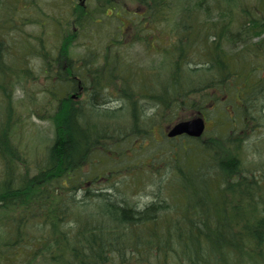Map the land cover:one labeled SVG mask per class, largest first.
Listing matches in <instances>:
<instances>
[{
	"label": "trees",
	"instance_id": "1",
	"mask_svg": "<svg viewBox=\"0 0 264 264\" xmlns=\"http://www.w3.org/2000/svg\"><path fill=\"white\" fill-rule=\"evenodd\" d=\"M95 1L93 11L75 0L71 14L80 30L67 23L51 54L37 42L45 71L54 68L44 71L50 103L44 106L51 107L37 110L54 127L41 163L25 162L10 121L0 122V264H264V161L246 164L244 150L255 121L264 119V0ZM129 2L136 8H127ZM95 12L132 13L138 22L121 20L119 37L106 41L111 45L102 54L84 53L93 46L82 41V55L73 57L79 34L101 25ZM8 16L0 0V93L7 112L3 92L11 97L15 80L9 73L18 67L22 78L28 70L15 53L24 47L9 38L17 16ZM138 29L146 30V45L164 64L170 57L158 89L146 77L138 83V68L119 59L122 41L144 39ZM200 73L208 77L199 86L190 77ZM236 78L251 83L242 87ZM106 81L127 103L128 125L113 123L121 109L100 98ZM137 87L158 106L157 117L140 107ZM220 100L225 106L214 110L220 130L210 133L207 111ZM187 111L205 118V130L175 142L179 136L168 137L167 129ZM159 119L167 123L160 128L164 146L152 131ZM136 139L141 149L147 142L156 147L149 164L144 158L151 151L133 147ZM145 176L156 178L143 185ZM148 187L152 199L135 203L130 192Z\"/></svg>",
	"mask_w": 264,
	"mask_h": 264
},
{
	"label": "rangeland",
	"instance_id": "2",
	"mask_svg": "<svg viewBox=\"0 0 264 264\" xmlns=\"http://www.w3.org/2000/svg\"><path fill=\"white\" fill-rule=\"evenodd\" d=\"M78 2H81V7H84L85 10L93 9L94 11V5L95 0H76ZM116 1V0H114ZM131 1V0H128ZM116 3V2H115ZM75 0H1V7L5 8L6 16L9 19L8 15L15 14L16 20H17V28L16 29H10L8 32L11 34L9 37L10 39H17V42H19V45L21 47H24V50L22 49L23 54L19 52H15L18 55L24 57L25 60V66H23V63H19L21 67H26L28 70L26 73H21L19 76V68H16L15 70L12 68L9 76L10 79H15L13 81V92H9L11 97L7 94H5L3 91V95L9 103V112H7V109H5L6 102L4 101L1 93H0V122L3 121H10L11 127H12V133L13 139L12 141L14 144L18 145L23 150V156L25 162H27L30 165L41 163L43 159V150L45 144L49 143L50 140L53 138V125L50 123V120H47L45 118H39L41 116L38 115L37 110L39 109H47L51 106L49 105L44 106L45 101L47 100L49 103V99L47 97V94L44 92V90L48 87H45L44 83L48 82L49 79L46 77L48 74L54 73L52 70L54 68L48 69L49 72H46V65L44 62L41 61V59L38 57V53L36 52L37 43L38 41H41L43 47H45V51H48L50 54L52 51L51 49L54 48L55 45L58 44V38L57 35H59V31H63L66 24L69 23V28L72 29L75 33L79 32V28L73 23L75 20V13L71 14V10L75 8ZM125 6L127 8H136L133 4L125 3ZM124 6V7H125ZM29 7V8H26ZM26 8V11H23ZM126 9V8H125ZM98 10V9H97ZM127 10V9H126ZM131 10V9H130ZM76 12V11H75ZM111 11H106L107 14H111ZM77 13V12H76ZM101 12H95L94 14L101 18L100 27L98 29H92L93 26H91L90 34L87 33H80L77 37V44L75 43L74 48H72L71 55L73 57L82 55L83 48L80 47L78 44L86 43V46H93L89 47V50H85L84 53L92 52L95 53L97 56V53L102 54L103 49L106 48V46H110L111 44L106 43L108 40H116L119 37L118 34V27L120 25V21L123 20L125 23H128V19L133 22L134 25L138 20H136L133 16H130L132 13L125 14L124 17L120 18L118 16L111 17V15L107 16L106 14ZM73 15V17H72ZM127 15V17H126ZM23 17V18H22ZM177 16L173 17V21L171 20V24H173V27L176 26V20L175 18ZM100 21V20H99ZM128 24L124 25L125 32L131 28L127 27ZM71 26V27H70ZM61 27V29H59ZM161 26H159L160 28ZM158 28V27H157ZM58 29V31H57ZM164 29V28H163ZM168 28H166L167 30ZM88 30V29H86ZM139 37L144 36L143 40L135 42L133 39L124 40L123 47H119L118 51L121 55L119 59H123L122 61L127 60L128 58V66L131 71L134 67L138 68L134 74L137 76L136 81L138 83H141V79L144 77V82L147 81H156V87L158 89V85L160 82L163 81V78L166 76V72L169 71L170 66V57L168 59V65L164 64V58L160 54L156 53L154 51V48L149 49L146 45V30L138 29ZM168 31V30H167ZM159 34V33H158ZM170 37L172 35L170 34ZM89 38V39H87ZM111 38V39H110ZM176 39V38H175ZM91 40V41H89ZM158 42V41H157ZM165 44L168 43V40H164ZM159 43V42H158ZM83 45V44H82ZM115 48V47H114ZM107 49V48H106ZM150 52V53H149ZM111 55V52H109ZM108 53V54H109ZM115 54V52L113 51ZM112 53V54H113ZM198 53H200L198 51ZM37 55V56H34ZM54 54V53H53ZM191 56V55H190ZM189 56V57H190ZM192 57V56H191ZM121 60H118L117 62L119 64H123ZM173 61H175V58H173ZM122 62V63H121ZM228 64L230 66L235 65V63L232 60H228ZM194 64L192 63V66ZM202 64H196L195 66H201ZM127 66V65H126ZM127 66V67H128ZM156 68L158 70H156ZM46 76H45V73ZM156 71V75H152L151 79L149 77L150 72ZM31 77V78H30ZM208 75L206 74H196L195 76H191L190 78L192 81L198 80V85H202L205 83L204 80L207 78ZM17 78V80H16ZM32 78H38V81H33ZM198 78V79H197ZM108 86L101 91L100 98L102 99V102H105L107 107H116L121 109L120 114L116 115L115 121L112 120L113 123H119L123 122L125 125H128L130 123L129 121V114H128V105L124 101H121L117 98V94L112 91V88H110L108 81H106ZM236 83L239 86H245L246 84H250V80L248 79H241L236 78ZM182 85L181 87H183ZM197 85H195L196 87ZM178 84H173L172 88H177ZM138 92L134 94V97L136 100L142 99L141 102V108L148 111L149 114L154 115L155 111H158V106L154 105L153 100H147L145 99L140 93H144L141 89V87H137ZM43 89V90H42ZM247 89L244 88L243 91H246ZM43 91V92H42ZM141 95L140 97H137V95ZM213 94L207 95L211 96ZM199 96V95H198ZM225 98V97H224ZM224 98H221L224 99ZM228 98V96H227ZM10 99V102H9ZM219 100V96H218ZM219 101L216 105H214L211 110L207 111V128L210 133H214L216 131H219L220 128L217 125L218 121V115L215 114L214 110L216 108H219L222 106H225V104L222 101ZM236 102V100L234 99ZM50 104V103H49ZM219 106V107H218ZM210 111V112H209ZM160 112V111H158ZM189 111L183 112L180 114L182 117L184 115V118L187 117ZM122 114L124 115L121 119ZM157 117V116H156ZM232 118V117H231ZM257 118V117H256ZM107 120V118H106ZM110 120V119H109ZM160 122L153 128L154 138L157 139V142L162 146L163 140L166 139L164 136L163 131V137L160 134V128L163 130L164 127H166L167 123L159 119ZM141 122L144 121L141 119ZM256 126L253 127L254 131L250 132L246 142L244 150L246 152V158L245 163L248 165H251L252 163H259L264 161V119L263 120H257L255 121ZM144 125V124H143ZM152 134V132L150 131ZM173 141L175 142H184L183 137H177ZM146 143V142H145ZM133 147L139 148L141 153H146L147 151H151L150 153H146L147 156L144 158V161L149 164L151 162V153L156 148L154 145H151V143L147 142L145 144L146 149H141L140 146V140L136 139L132 143ZM167 146V145H166ZM23 147V148H22ZM141 158L144 157V155L140 156ZM154 176H145L144 179H142L143 185H148L152 183L151 181L154 180ZM106 184L105 182H103ZM149 189L152 191L151 187L146 188L145 190H141L139 193H136L137 190L133 191L132 197L135 199V203H144L148 202L152 199L151 193L149 194ZM161 197V196H159Z\"/></svg>",
	"mask_w": 264,
	"mask_h": 264
},
{
	"label": "water",
	"instance_id": "3",
	"mask_svg": "<svg viewBox=\"0 0 264 264\" xmlns=\"http://www.w3.org/2000/svg\"><path fill=\"white\" fill-rule=\"evenodd\" d=\"M204 130V121L201 117H193L187 120L175 123L167 132L169 137L179 134H187L189 136L198 137Z\"/></svg>",
	"mask_w": 264,
	"mask_h": 264
},
{
	"label": "flooded vegetation",
	"instance_id": "4",
	"mask_svg": "<svg viewBox=\"0 0 264 264\" xmlns=\"http://www.w3.org/2000/svg\"><path fill=\"white\" fill-rule=\"evenodd\" d=\"M204 120H205V118H204ZM205 122H206V120H205Z\"/></svg>",
	"mask_w": 264,
	"mask_h": 264
}]
</instances>
